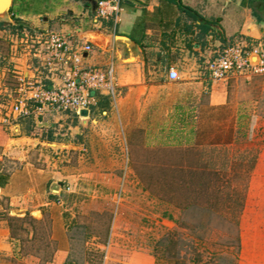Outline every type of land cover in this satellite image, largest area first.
Instances as JSON below:
<instances>
[{"label": "rangeland", "instance_id": "obj_1", "mask_svg": "<svg viewBox=\"0 0 264 264\" xmlns=\"http://www.w3.org/2000/svg\"><path fill=\"white\" fill-rule=\"evenodd\" d=\"M201 59L116 81L109 109L51 118L52 154L2 161L16 185L0 193V264H241L242 214L264 197V73L212 81Z\"/></svg>", "mask_w": 264, "mask_h": 264}, {"label": "crops", "instance_id": "obj_2", "mask_svg": "<svg viewBox=\"0 0 264 264\" xmlns=\"http://www.w3.org/2000/svg\"><path fill=\"white\" fill-rule=\"evenodd\" d=\"M92 1L98 3L100 0L13 1L10 17L4 21L6 27L0 28V96L7 95L8 89L2 90L1 86L4 87L10 70L46 88L64 82L73 65L50 62L44 39L51 33L65 36L73 53L81 52L82 66L106 73L113 70L115 96L99 93L109 97L110 101L117 97L116 81L140 80L152 65L177 64L191 54L205 58L202 62L206 63L232 46L264 45V0H121V11L108 19L99 17L98 8L92 6ZM19 22L25 26L23 34L13 30ZM115 35L128 36L138 43L140 61L124 63L119 60V53L122 58L128 56L125 49L109 40V36ZM87 45L92 47L89 52L83 51ZM1 98L0 173L5 174L2 161L25 157L30 152L52 154L54 151L49 146L57 141V134L52 132L51 118L59 122L67 113L48 112L43 116L34 114L24 118L12 113L3 114ZM223 98L222 94L217 95L211 105H224ZM94 108L88 110V117L94 113ZM71 115L78 120L84 118L75 113ZM10 124L17 138L9 137L6 132ZM7 176V183L0 188V193L10 195L16 181L14 174ZM44 184L41 182L40 186L44 187ZM30 190L34 192L35 186H30ZM239 236L240 263L264 264L263 196L259 203L248 202L240 220ZM143 259L142 264H155L149 255ZM137 262L138 259H134V264Z\"/></svg>", "mask_w": 264, "mask_h": 264}, {"label": "built area", "instance_id": "obj_3", "mask_svg": "<svg viewBox=\"0 0 264 264\" xmlns=\"http://www.w3.org/2000/svg\"><path fill=\"white\" fill-rule=\"evenodd\" d=\"M100 18L108 19L121 11V0H100L97 5ZM44 43L50 62L60 61L69 66L71 72L61 85L46 88L24 76L18 77L16 96L13 99L11 113L17 117L32 115L43 116L48 112L75 113L90 110L98 103V93L115 96L116 88L112 81L113 70L109 73L82 66L81 52L73 53L68 39L59 34H47ZM87 45L83 51H91ZM264 73V45H236L223 50L218 56L206 62L205 72L210 80L222 81L229 75L240 71ZM169 79L179 81L180 73L175 68L169 70Z\"/></svg>", "mask_w": 264, "mask_h": 264}, {"label": "water", "instance_id": "obj_4", "mask_svg": "<svg viewBox=\"0 0 264 264\" xmlns=\"http://www.w3.org/2000/svg\"><path fill=\"white\" fill-rule=\"evenodd\" d=\"M14 0H0V22H4L9 19L11 8ZM93 7H97L98 3L95 1L91 2ZM109 40L114 43L117 47H121L126 50L128 58H122V54L119 53L118 58L124 63H129L130 61H140V56L138 55L140 47L137 42L128 36L115 35L114 37L109 36ZM82 117H88L89 111L83 110L80 114Z\"/></svg>", "mask_w": 264, "mask_h": 264}, {"label": "trees", "instance_id": "obj_5", "mask_svg": "<svg viewBox=\"0 0 264 264\" xmlns=\"http://www.w3.org/2000/svg\"><path fill=\"white\" fill-rule=\"evenodd\" d=\"M5 27H6V24L4 22H0V28L5 29ZM24 28H25V26L23 25V23L19 22L17 28H13V30L16 32L19 31L20 34L21 33L23 34ZM97 97H98L99 105L106 110L109 109V107H110L109 97L99 95V93L97 94ZM7 180H8L7 174L6 173L5 174L0 173V188H2L7 183Z\"/></svg>", "mask_w": 264, "mask_h": 264}]
</instances>
